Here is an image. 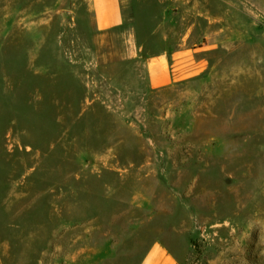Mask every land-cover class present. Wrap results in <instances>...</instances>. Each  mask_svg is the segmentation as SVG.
Wrapping results in <instances>:
<instances>
[{"label": "rangeland", "instance_id": "rangeland-1", "mask_svg": "<svg viewBox=\"0 0 264 264\" xmlns=\"http://www.w3.org/2000/svg\"><path fill=\"white\" fill-rule=\"evenodd\" d=\"M123 2L0 0V264H264V0Z\"/></svg>", "mask_w": 264, "mask_h": 264}, {"label": "crops", "instance_id": "crops-1", "mask_svg": "<svg viewBox=\"0 0 264 264\" xmlns=\"http://www.w3.org/2000/svg\"><path fill=\"white\" fill-rule=\"evenodd\" d=\"M96 28L108 33L122 28L126 22L123 0H92ZM187 50H175L145 59L146 78L150 86L162 87L179 79L187 70ZM141 264H181L179 259L162 243H155Z\"/></svg>", "mask_w": 264, "mask_h": 264}]
</instances>
